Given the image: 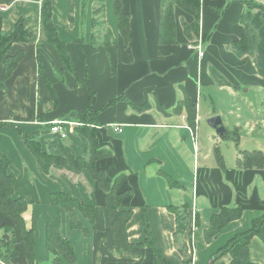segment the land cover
<instances>
[{
    "label": "crops",
    "instance_id": "0c3cea01",
    "mask_svg": "<svg viewBox=\"0 0 264 264\" xmlns=\"http://www.w3.org/2000/svg\"><path fill=\"white\" fill-rule=\"evenodd\" d=\"M51 1L52 22L58 38L65 44L74 74L63 70L55 49L41 37L42 0H13L5 12H0L4 31L22 18L31 33L27 42L14 43L9 51L10 55L22 51L23 58L0 90V123H4L0 127V159H8V174L15 179L13 198L27 204L22 216L26 228L33 231L34 261L52 264L53 256L47 251L45 240L50 225L72 246L75 254L72 264H184L172 238L175 217L169 207L177 203L188 206V223L181 241L188 243L190 234L192 262L189 264H228L231 260L228 255L215 262L211 256L236 234L247 231L253 219L264 214V168L239 169L236 160L241 157L237 149L233 156L222 157L223 168H220L214 151L217 148L222 152L223 139L205 124L208 118L221 115L217 111L220 96L227 113L223 126H231L226 132L238 134L236 128L243 126L254 133L256 123L242 120L241 87H248L247 92L251 88L263 89L264 77L257 75L249 57L239 59L229 50L242 34L239 19L243 0H200L199 41L204 53L201 58L180 25L181 18L188 23L192 18L179 9L175 10L177 44H159L160 0H121L122 11L129 15L126 46L118 19L112 16V13L115 16L114 0L105 4L107 32L102 41L96 42V27L92 22L95 0H74L72 22L65 0ZM251 1L264 5V0ZM215 8L222 10L218 12ZM84 14V37H79ZM109 29L115 42L105 44ZM205 35L208 37L203 42ZM210 68L234 88L219 87L209 73ZM2 73L0 65V78ZM114 97L120 99L104 108ZM145 103L150 109L143 113L133 111L130 106ZM189 105H194L196 110L194 129L187 122ZM87 109L97 113L96 147L111 152L109 157L96 161V168L103 170L108 180L125 174L118 191H129L121 202V209L132 213L126 225L127 240L144 242L146 226L162 259L157 257L152 262L151 250L146 247L139 257L116 252L104 192L85 170L53 166L45 174L22 140L23 136L37 135L45 151L44 142L52 136L43 129L49 128L52 121L62 120L68 123L67 138L72 135L67 144L71 155L82 157V141L74 135L71 119ZM114 126L120 131H114ZM238 137L240 141V134ZM254 150L264 153L261 149ZM159 172L184 188H169ZM175 190L187 192L175 194ZM53 193H64L93 205L94 222L91 224L77 214L83 231L72 229L68 214L49 202ZM236 206L243 209L241 218L229 223L211 243L205 244L203 231L209 227L210 216L222 207ZM195 213L199 214L196 227ZM6 227L11 231L6 232ZM11 235L15 239L13 248L19 255L9 259L10 264H29L14 222L0 212V255L4 252L1 240ZM250 247L251 258L264 264V246L260 241L253 238ZM58 256L67 264L61 254ZM0 264H5L1 258Z\"/></svg>",
    "mask_w": 264,
    "mask_h": 264
},
{
    "label": "trees",
    "instance_id": "16d2710c",
    "mask_svg": "<svg viewBox=\"0 0 264 264\" xmlns=\"http://www.w3.org/2000/svg\"><path fill=\"white\" fill-rule=\"evenodd\" d=\"M98 5L93 9L94 16H100L102 13V3L104 0H96ZM159 12V44L175 45L177 44L175 34V10L179 9L183 14L192 18L191 22H185L180 19V25L183 35L189 43L196 45L199 40V22H200V0H160ZM13 0H0V5L8 6ZM244 9L241 13L239 23L242 26V34L239 40L233 41L229 50L239 59L249 57L255 67L259 77H264V5L255 3L251 0L241 1ZM69 20L71 17V0H68ZM114 13L118 19V28L124 45L126 46L129 38V15L122 11L121 0H114ZM220 12L221 8H215ZM95 22H93V26ZM40 34L44 42L50 44L57 52L63 70L74 74L71 61L67 53L65 44L58 38L56 29L52 22V1L42 0L40 9ZM109 37V35H108ZM208 35L203 36V42ZM31 38V33L25 28L24 20L18 18L10 24L8 30L4 31L0 19V65L3 66V73L0 78V90L4 89V83L13 73L18 63L23 58V52L19 51L14 55H10L9 51L14 43H25ZM40 71V66H39ZM209 73L214 82L219 87L234 88L228 81L223 78L213 68L209 69ZM120 97H114L104 108L114 104ZM132 110L137 113H143L150 109V105L145 103L142 106L130 105ZM187 109V122L190 128L194 129L196 121V110L194 105H189ZM97 113H91L90 109L85 110L82 114L76 115L71 119L72 122L79 124L73 128L74 135L78 136L83 145V156L74 158L67 144L59 136H53L44 142L46 150H42V145L37 137L23 136L22 140L29 151L38 161L42 171L47 174L53 166H69L73 171L85 170L90 178L96 183L97 187L104 192L107 208L108 225L112 231V244L116 252L129 256L139 257L142 248L146 247L151 250L152 262L155 258L160 257L159 252L155 249L148 228L145 226L146 238L142 243H129L126 234V225L131 219V211L121 209L122 200L129 195V191L119 192V187L125 179V174L120 173L112 180H108L103 170L96 168L97 160L109 157L111 152L95 145V126L97 125L95 116ZM4 123H0V127ZM223 140H230L235 147L239 145L238 134H230L226 132L220 137ZM217 163L223 168V158L220 151L216 148L214 151ZM241 158L236 160V165L241 170H263L264 153L258 150L238 151ZM9 161L6 157L0 159V212L10 218L16 227L20 237L21 247L27 257L29 264H38L33 259V231L26 228L23 213L27 207L25 201L20 198H13L12 190L15 179L8 174ZM160 177L164 179L169 188L182 189L184 186L173 180L163 172H159ZM186 191V190H182ZM49 202L52 205L61 207L70 218V226L74 230H82L81 221L77 218L80 214L82 218L89 223L94 222L95 210L93 205H86L81 201H77L64 193H53L49 196ZM170 212L175 217V230L172 238L175 247L182 256L184 264L192 262L191 237L189 242L181 241V237L186 230L188 223L187 209L188 206L181 204L179 206L169 207ZM243 209L236 207H222L217 213L209 218V227L203 231V241L205 244L211 241L231 222L241 218ZM194 226L199 225V214L194 215ZM6 232L11 231L5 228ZM13 233V232H12ZM46 249L53 256L52 264H64L58 254L67 264L75 261V254L70 243L61 238L60 235L48 225L45 234ZM256 238L264 246V214L255 218L251 222L250 228L236 234L227 243L219 248L216 253L211 256V261L215 262L220 257L228 255L230 261L228 264H260L251 258L250 243ZM15 244L14 236H5L1 240L3 253L0 255L1 261L10 264L9 259L19 255V251L13 248ZM152 264V263H150Z\"/></svg>",
    "mask_w": 264,
    "mask_h": 264
},
{
    "label": "rangeland",
    "instance_id": "374dc122",
    "mask_svg": "<svg viewBox=\"0 0 264 264\" xmlns=\"http://www.w3.org/2000/svg\"><path fill=\"white\" fill-rule=\"evenodd\" d=\"M54 2L56 0H53ZM66 1V6H67V14L69 17V11H68V0ZM111 3L113 0H110ZM73 2L74 0H71L70 3V7H71V17H72V13H73ZM84 2V1H83ZM107 0H104L102 3V13L100 16H94L93 15V9L95 7V5L97 4V1L95 0V3L93 5V9H92V22H95L94 27H96L95 29V42L98 41V39H101L100 41L103 40V37L106 32H107V23L105 22V4H106ZM84 6H86L87 8V2L84 4ZM113 18H117L116 15L114 16V14L112 13ZM104 20V25L102 23V21ZM72 22V20H71ZM82 22V27H80V31H79V37H84V26H85V14L83 16V18L81 19ZM109 33V37L107 38L106 41H104V43L106 44L108 41L109 43H113L115 42L113 39V35L111 34L112 31L111 29L108 30ZM97 44V43H96ZM95 44V46H96ZM94 45V42H93ZM98 45V44H97ZM75 73V72H74ZM248 87H241V93H240V98L239 99V103H240V108H241V113H242V120H250L253 123H256L255 129H254V133L250 132V130H248V128H245L243 126H241L240 128H236L237 129V133L238 135L240 134V141H239V145L238 147H235L233 145V143H231V141L228 140H223L220 146V150L222 151L221 155L222 157L225 159V156L227 154L231 156H233V154L236 152V149L239 151H252L254 149H261L264 151V88L263 89H253L251 88L250 91L247 92ZM218 101H217V105H219V113H221V115H217L220 116L221 120L223 121L222 123H225V116L227 115V113L225 114V110L226 107L224 105H221V103L223 102V99L218 96ZM204 105V104H203ZM221 105V106H220ZM205 107V105H204ZM206 108V107H205ZM248 112V113H247ZM80 121H77L75 124H79ZM233 123V122H232ZM205 124H206V120H205ZM225 129L229 131V129H231V126L228 124H224ZM225 130V131H226ZM43 131L48 132L49 134V128H45L43 129ZM40 135V134H39ZM76 136V135H75ZM39 137V136H38ZM72 135H69L67 139L64 140L65 144H68V142L71 141ZM227 157V156H226ZM178 191H182V190H175V194H177ZM187 192V191H186ZM176 206H179V204H175Z\"/></svg>",
    "mask_w": 264,
    "mask_h": 264
},
{
    "label": "built area",
    "instance_id": "2783aa9c",
    "mask_svg": "<svg viewBox=\"0 0 264 264\" xmlns=\"http://www.w3.org/2000/svg\"><path fill=\"white\" fill-rule=\"evenodd\" d=\"M8 6L6 5H0V12H5L7 10ZM196 51L198 56L201 58L203 56V45L198 40V43L195 45ZM68 123L62 121V120H55L52 121L49 125V134L53 136H59L62 140L67 138V131H66V125ZM74 125H77L74 123ZM114 131L118 132L120 131V128L118 126H114ZM194 218V216H193Z\"/></svg>",
    "mask_w": 264,
    "mask_h": 264
},
{
    "label": "water",
    "instance_id": "95a60500",
    "mask_svg": "<svg viewBox=\"0 0 264 264\" xmlns=\"http://www.w3.org/2000/svg\"><path fill=\"white\" fill-rule=\"evenodd\" d=\"M206 124L210 127L217 136L221 137L225 133V128L223 126L220 116H212L206 120ZM212 264V262H210Z\"/></svg>",
    "mask_w": 264,
    "mask_h": 264
}]
</instances>
